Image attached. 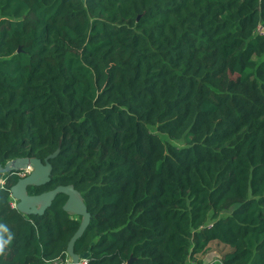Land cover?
<instances>
[{
  "label": "trees",
  "instance_id": "obj_1",
  "mask_svg": "<svg viewBox=\"0 0 264 264\" xmlns=\"http://www.w3.org/2000/svg\"><path fill=\"white\" fill-rule=\"evenodd\" d=\"M58 146L28 194H81L88 264H264V0H0V165ZM0 176V264H60L81 218Z\"/></svg>",
  "mask_w": 264,
  "mask_h": 264
},
{
  "label": "water",
  "instance_id": "obj_2",
  "mask_svg": "<svg viewBox=\"0 0 264 264\" xmlns=\"http://www.w3.org/2000/svg\"><path fill=\"white\" fill-rule=\"evenodd\" d=\"M18 49L17 52H19ZM60 152V146L47 157L43 162L37 158H17L0 165V174L17 173L27 168L30 172L23 178H20L10 187L9 193L12 200L16 202L15 209L26 216H42L51 206L57 195L66 197L62 210L71 215L80 217V224L69 239L66 247V255L70 258L71 264H78L80 256L74 252V244L82 237L90 223V214L87 211L81 194L73 185H59L51 190L37 195H29L28 188H39L50 182L52 166L50 160L56 158ZM132 259L128 261L130 264Z\"/></svg>",
  "mask_w": 264,
  "mask_h": 264
},
{
  "label": "rangeland",
  "instance_id": "obj_3",
  "mask_svg": "<svg viewBox=\"0 0 264 264\" xmlns=\"http://www.w3.org/2000/svg\"><path fill=\"white\" fill-rule=\"evenodd\" d=\"M237 80H238V76L236 74L228 72L227 79H226V88L235 84ZM227 251L228 249L224 247L223 245H220L217 242H212L204 253H202L201 255H198L194 259H191V262L189 264H197V261H200V260L202 264L216 263L217 261L221 260V257Z\"/></svg>",
  "mask_w": 264,
  "mask_h": 264
},
{
  "label": "built area",
  "instance_id": "obj_4",
  "mask_svg": "<svg viewBox=\"0 0 264 264\" xmlns=\"http://www.w3.org/2000/svg\"><path fill=\"white\" fill-rule=\"evenodd\" d=\"M257 31L260 33V34H263V30L261 27H258ZM30 172V169L27 168L23 171H19L17 173H14L18 176H25L27 175L28 173ZM5 185H6V179L5 177L3 176H0V190L2 189H5ZM12 200V199H11ZM15 205H16V202L14 200H12V202L10 203V207L15 209ZM89 263V258L88 257H80L79 258V262L78 264H88ZM60 264H71V260L70 258L66 255V257L64 259H61L60 260Z\"/></svg>",
  "mask_w": 264,
  "mask_h": 264
},
{
  "label": "clouds",
  "instance_id": "obj_5",
  "mask_svg": "<svg viewBox=\"0 0 264 264\" xmlns=\"http://www.w3.org/2000/svg\"><path fill=\"white\" fill-rule=\"evenodd\" d=\"M13 234L6 225L0 224V255L5 253L6 248L11 244Z\"/></svg>",
  "mask_w": 264,
  "mask_h": 264
},
{
  "label": "flooded vegetation",
  "instance_id": "obj_6",
  "mask_svg": "<svg viewBox=\"0 0 264 264\" xmlns=\"http://www.w3.org/2000/svg\"><path fill=\"white\" fill-rule=\"evenodd\" d=\"M17 176H18V175H17ZM25 176H26V175H25ZM25 176H23V177H25ZM23 177H22V176H18L19 179H20V178H23ZM19 179H18V180H19Z\"/></svg>",
  "mask_w": 264,
  "mask_h": 264
}]
</instances>
